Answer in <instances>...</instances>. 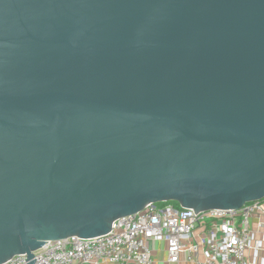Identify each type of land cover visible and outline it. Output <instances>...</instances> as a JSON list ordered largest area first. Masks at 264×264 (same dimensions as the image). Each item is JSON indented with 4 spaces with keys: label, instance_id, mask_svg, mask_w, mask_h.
Listing matches in <instances>:
<instances>
[{
    "label": "water",
    "instance_id": "1",
    "mask_svg": "<svg viewBox=\"0 0 264 264\" xmlns=\"http://www.w3.org/2000/svg\"><path fill=\"white\" fill-rule=\"evenodd\" d=\"M263 198L264 0H0V263Z\"/></svg>",
    "mask_w": 264,
    "mask_h": 264
},
{
    "label": "built area",
    "instance_id": "2",
    "mask_svg": "<svg viewBox=\"0 0 264 264\" xmlns=\"http://www.w3.org/2000/svg\"><path fill=\"white\" fill-rule=\"evenodd\" d=\"M261 201L198 213L149 203L114 219L105 234L45 241L32 251V264H264V256H257L260 242L252 245L251 227L252 218L264 227ZM27 258L25 253L14 254L0 264H28Z\"/></svg>",
    "mask_w": 264,
    "mask_h": 264
},
{
    "label": "crops",
    "instance_id": "3",
    "mask_svg": "<svg viewBox=\"0 0 264 264\" xmlns=\"http://www.w3.org/2000/svg\"><path fill=\"white\" fill-rule=\"evenodd\" d=\"M264 207V199L261 201ZM260 221L264 222V215L260 217ZM257 219L252 218L251 219V227H252V245H255L257 241L261 244V249L258 251V258L260 259V256H264V227H258L257 225ZM246 257L248 260H251L253 258L252 253H250L249 250L246 252ZM181 264H192L190 262L183 261Z\"/></svg>",
    "mask_w": 264,
    "mask_h": 264
},
{
    "label": "trees",
    "instance_id": "4",
    "mask_svg": "<svg viewBox=\"0 0 264 264\" xmlns=\"http://www.w3.org/2000/svg\"><path fill=\"white\" fill-rule=\"evenodd\" d=\"M157 204H159V205L170 204L172 207H174L176 209L181 208L180 205L176 201L158 202Z\"/></svg>",
    "mask_w": 264,
    "mask_h": 264
},
{
    "label": "rangeland",
    "instance_id": "5",
    "mask_svg": "<svg viewBox=\"0 0 264 264\" xmlns=\"http://www.w3.org/2000/svg\"><path fill=\"white\" fill-rule=\"evenodd\" d=\"M155 245V244H154Z\"/></svg>",
    "mask_w": 264,
    "mask_h": 264
}]
</instances>
